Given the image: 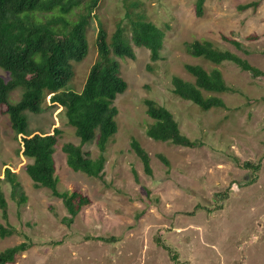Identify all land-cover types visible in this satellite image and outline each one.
Returning <instances> with one entry per match:
<instances>
[{
	"label": "rangeland",
	"instance_id": "rangeland-1",
	"mask_svg": "<svg viewBox=\"0 0 264 264\" xmlns=\"http://www.w3.org/2000/svg\"><path fill=\"white\" fill-rule=\"evenodd\" d=\"M255 1L257 6L242 7ZM196 2L101 0L94 11L87 29L89 52L74 62L70 90H82L98 59L100 23L109 36L119 23L130 35L131 21L139 17L166 32L157 62H151L148 48L133 43L135 58L114 56L128 87L114 101L118 131L108 144L102 177L68 165L63 145L81 140L64 107L52 103L50 95L40 113L26 112L30 133L62 130L54 153L59 190H80L91 199L72 222L64 220L69 213L63 200L49 188L37 187L27 174L25 167L33 159L20 152L6 105L0 104V177L8 202V218L0 207V222L16 228L12 235H0V252L29 243L7 264H264V75L255 76L232 61L216 64L195 57L188 47L195 40L212 41L264 72V0H206L201 15ZM188 63L222 71L234 90L212 94L225 107L204 110L173 92L175 75L194 80L185 68ZM0 76L10 77L1 67ZM21 95L18 87L9 101L15 103ZM146 98L167 107L181 131L203 145L149 137L146 130L153 119L146 112ZM133 138L150 154L152 175L132 149ZM83 149L93 157L99 154L96 139ZM246 161L259 168L245 167ZM7 168L21 183L26 201L13 196Z\"/></svg>",
	"mask_w": 264,
	"mask_h": 264
},
{
	"label": "trees",
	"instance_id": "trees-1",
	"mask_svg": "<svg viewBox=\"0 0 264 264\" xmlns=\"http://www.w3.org/2000/svg\"><path fill=\"white\" fill-rule=\"evenodd\" d=\"M100 1L0 0V67L10 75L9 78L0 76V104L6 105L11 126L20 143V152L33 159L25 167L27 174L37 187H47L54 196L63 200L69 213L64 220L69 223L84 206L91 203V199L80 190H59L54 153L62 130L55 127L49 133H30L26 112L40 113L45 96L50 95L52 103L64 107L69 124L81 140V144L68 142L63 145L68 165L89 176L102 177L108 144L118 131L119 109L114 101L128 87L114 56L135 58V44L148 48L151 62H157L161 58L166 37L164 29L141 17L131 21L130 35L126 34L124 25L119 23L109 36L100 23L96 37L98 59L91 66L82 90L68 89L67 85L75 74L74 62H80L88 55L87 29ZM205 2L197 0L198 15L202 14ZM258 3L255 1L242 7L257 6ZM224 38L238 48L242 47L238 40L227 36ZM188 47L195 57H203L216 64L232 61L255 76L264 75L261 69L246 58L221 49L212 41L195 40ZM185 68L194 80L175 75L172 82L173 92L177 96L194 102L204 110L226 106L220 96L212 94L234 90L226 83L219 68L207 70L201 64L189 63ZM18 87H21L22 95L18 101L11 103L9 95ZM144 102L147 114L153 119L146 130L149 137L187 147L203 145L201 141L193 140L181 131L179 122L167 107L153 98H146ZM95 139L99 149L97 157L83 149L86 142ZM131 147L142 160L145 172L152 175L150 154L136 138L132 139ZM160 158L166 165H170L166 156L160 155ZM244 165L259 168V165H253L250 161ZM5 178L13 186V196L19 194V202L26 201L22 185L11 169H6ZM0 207L3 217L7 219L8 202L2 189L1 177ZM15 231V227H7L0 222L2 237L12 235ZM28 248L27 241L6 248L0 252V264L13 262L19 253Z\"/></svg>",
	"mask_w": 264,
	"mask_h": 264
}]
</instances>
